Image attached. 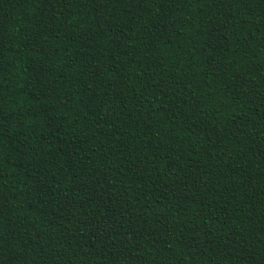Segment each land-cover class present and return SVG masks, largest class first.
Here are the masks:
<instances>
[{
  "label": "trees",
  "instance_id": "trees-1",
  "mask_svg": "<svg viewBox=\"0 0 264 264\" xmlns=\"http://www.w3.org/2000/svg\"><path fill=\"white\" fill-rule=\"evenodd\" d=\"M0 264H264V0H0Z\"/></svg>",
  "mask_w": 264,
  "mask_h": 264
}]
</instances>
